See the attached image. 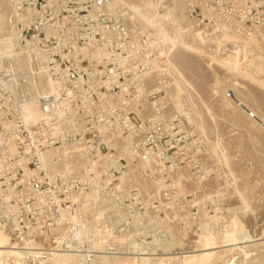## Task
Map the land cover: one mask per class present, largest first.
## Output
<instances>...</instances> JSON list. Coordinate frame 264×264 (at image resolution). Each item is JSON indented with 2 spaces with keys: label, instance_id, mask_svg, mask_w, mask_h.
<instances>
[{
  "label": "rangeland",
  "instance_id": "1",
  "mask_svg": "<svg viewBox=\"0 0 264 264\" xmlns=\"http://www.w3.org/2000/svg\"><path fill=\"white\" fill-rule=\"evenodd\" d=\"M73 1L37 55L6 51L0 3V264H186L216 242L205 264H264V0H116L136 55L106 58L68 30Z\"/></svg>",
  "mask_w": 264,
  "mask_h": 264
},
{
  "label": "built area",
  "instance_id": "2",
  "mask_svg": "<svg viewBox=\"0 0 264 264\" xmlns=\"http://www.w3.org/2000/svg\"><path fill=\"white\" fill-rule=\"evenodd\" d=\"M4 0H0V3ZM11 7L20 16L21 28L18 39L24 43L25 51L37 55L42 51L41 46L57 35L62 27L63 8L62 0H8ZM116 0H74L72 14H68V30L76 32L79 43L88 46L83 54L92 57H132L135 53V42L128 26L124 23L122 12L115 8ZM90 50V52H88ZM75 78V71L69 72ZM166 107L158 106L156 114L147 121L152 124L157 143L162 155H169L175 148L172 138L175 127L173 117L165 113ZM186 116L182 121L187 120ZM184 143L183 139L178 145Z\"/></svg>",
  "mask_w": 264,
  "mask_h": 264
},
{
  "label": "bare ground",
  "instance_id": "3",
  "mask_svg": "<svg viewBox=\"0 0 264 264\" xmlns=\"http://www.w3.org/2000/svg\"><path fill=\"white\" fill-rule=\"evenodd\" d=\"M147 4V6L149 7V6H152V4L150 3V2H148V3H146ZM135 5H137V4H135ZM134 6V5H133ZM144 6V5H143ZM144 8V7H143ZM142 8V9H143ZM151 8V7H150ZM157 8V7H156ZM136 10H138L137 12H142V14H143V10L141 9V8H138L137 9V7L135 8ZM144 13H145V11H144ZM137 16V15H136ZM139 16V15H138ZM142 16V15H141ZM137 18V17H136ZM143 19H144V17H142ZM8 19H10L9 18V15H8V13L6 12V10H4V9H2V10H0V34L1 33H3L4 31L3 30H6L7 31V28H6V26H7V22H8ZM146 19V18H145ZM147 20V19H146ZM151 20V19H150ZM152 21V20H151ZM149 22V21H148ZM9 25V24H8ZM9 27V26H8ZM3 28H6V29H3ZM14 28V27H13ZM13 28H10L9 27V30L6 32L7 34L6 35H4V37L2 38V40H1V42L2 43H5L4 45H5V48H6V51L7 50H10V49H15V45L17 44L16 43V39H18V34L19 33H16L15 32V29L13 30ZM1 36V35H0ZM169 39V38H168ZM177 42V41H176ZM178 43V42H177ZM15 46V47H14ZM18 46V45H17ZM9 52V51H8ZM9 55V54H8ZM43 79H44V77H43ZM43 81V80H42ZM44 81H45V79H44ZM44 84H45V82H44ZM45 86V85H44ZM42 87V86H41ZM47 87V86H46ZM70 89V88H69ZM233 99V98H232ZM234 100L236 101V102H238L237 104H238V106L240 105V106H243V104L241 103V102H239V100H237L236 98H234ZM246 107V106H245ZM244 107V110H246V111H248L247 110V108H245ZM56 113V112H55ZM249 113H251V112H249L248 111V114L247 115H250ZM253 115V114H252ZM254 117H256L255 116V114H254ZM257 119H259L258 117H257ZM258 122H259V124H260V126H263L264 127V121L262 122V120H258ZM203 125V124H202ZM202 128V127H201ZM203 129V128H202ZM230 227L232 226V225H229ZM235 226V225H234ZM232 228H233V226H232ZM234 228H236V227H234ZM229 230V227H228V229H227V231ZM212 231V230H211ZM210 231V232H211ZM239 231V230H238ZM237 231V232H238ZM1 233V232H0ZM206 233H207V231H206ZM213 233V232H212ZM238 233H240V232H238ZM237 233V234H238ZM211 234V233H210ZM219 234V233H218ZM226 234V233H225ZM230 234V236H231V233H229ZM216 235V234H215ZM203 236V235H202ZM223 236V235H222ZM240 236V235H239ZM238 236V237H239ZM206 237V236H205ZM205 237L204 238H202L203 240L205 239ZM227 237V236H226ZM228 237H229V235H228ZM227 237V238H228ZM242 237V236H241ZM207 238V237H206ZM212 237H210V239H211ZM227 238H225V239H227ZM230 238H232V237H229L228 239H230ZM1 239H3V240H5V241H7L6 240V238H5V236H3V235H1V238H0V243L2 244V243H5V241L4 242H2V240ZM221 239H222V237H221ZM227 239V240H228ZM233 239V238H232ZM234 239H237V236H236V238H234ZM241 239H243V238H241ZM202 240V241H203ZM206 240V239H205ZM209 240V239H208ZM208 240H206V241H208ZM218 240H219V237H218ZM239 240V239H238ZM261 240V239H260ZM230 241H232L231 239H230ZM8 242V241H7ZM200 242V241H199ZM214 243L215 242V238H212V241H210V243ZM206 243H208V242H206ZM217 243V242H216ZM216 243H214V244H216ZM224 243V242H223ZM229 243V242H228ZM232 243H234V242H232ZM7 243H5V245H3V247L4 246H9L8 244L6 245ZM200 244V243H199ZM202 244V243H201ZM204 244H205V242H204ZM213 244V245H214ZM231 244V243H230ZM234 244H236V242L234 243ZM233 244V245H234ZM262 244H264V243H262ZM203 245V244H202ZM209 247H207L206 245V247L207 248H204V252H202V254H198V255H193V256H191V257H189L188 259H190L189 261H187V263L186 262H184V263H186V264H203L204 262H206L207 263V261H208V259H209V261H210V258H212L211 256L214 254L213 253V249H214V247H210L212 244H207ZM212 245V246H213ZM238 246V245H237ZM0 247L2 248V246L0 245ZM5 247V248H6ZM216 247V246H215ZM228 247H231V246H228ZM221 248V247H220ZM232 248H234V247H232ZM232 248H231V250H232ZM10 249H14V248H11L10 247ZM223 249V248H222ZM228 249V248H227ZM235 249V248H234ZM211 250H213L212 252H210ZM230 250V252H232ZM238 250V249H237ZM1 251V250H0ZM8 251H9V249H8ZM8 251H6L7 253L6 254H12L13 256H18L19 257V255L20 254H22V253H18V252H15V251H9V253H8ZM28 252V251H27ZM26 252V253H27ZM197 252V251H196ZM214 252H216V251H214ZM218 252V251H217ZM2 253V252H1ZM31 253V252H30ZM229 253V252H228ZM234 253V252H233ZM3 254V253H2ZM33 254V253H32ZM216 254V253H215ZM230 254V253H229ZM29 255V254H28ZM37 255H39V254H37ZM145 255V254H144ZM187 255V254H186ZM11 256V255H10ZM20 256H22V255H20ZM58 257H60L59 255H58ZM142 257V256H141ZM147 257V256H146ZM215 257V256H214ZM17 258V257H16ZM47 258H55V256L53 255V257H47ZM187 258V257H186ZM136 259V258H135ZM54 260H56V258L54 259ZM143 260V259H142ZM169 260V259H168ZM196 260H198L197 262H196ZM148 261V260H147ZM141 262V261H140ZM144 263H146V261H143ZM165 262V261H164ZM167 262V261H166ZM170 262V261H169ZM169 262H167L168 264H171V263H169ZM173 262H175V261H173ZM183 262V261H182ZM196 262V263H195ZM163 263V262H162ZM161 263V264H162ZM176 263V262H175ZM141 264V263H140ZM181 264V263H180ZM205 264V263H204Z\"/></svg>",
  "mask_w": 264,
  "mask_h": 264
}]
</instances>
